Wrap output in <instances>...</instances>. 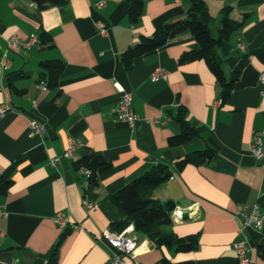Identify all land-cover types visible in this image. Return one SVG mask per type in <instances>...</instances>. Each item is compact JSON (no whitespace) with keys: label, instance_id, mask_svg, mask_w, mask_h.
<instances>
[{"label":"crops","instance_id":"1","mask_svg":"<svg viewBox=\"0 0 264 264\" xmlns=\"http://www.w3.org/2000/svg\"><path fill=\"white\" fill-rule=\"evenodd\" d=\"M205 4L209 31L223 9L241 23L213 52L226 79L244 61L224 103L204 61L179 63L183 52L199 47L184 26L175 28L162 48L134 59L130 69L121 62L122 52L140 37L183 20L189 0H146L135 26L127 19L124 0H67L45 10L30 0H0V59L11 35L26 40L45 33L50 38L26 51L6 52L10 67L0 71V105L10 106L0 116V174L14 166L12 186L0 198V264H47L54 252L56 264H109V247L99 238L120 220L110 196L157 164L166 165L173 176L149 197L162 206L171 201L188 214L181 221L171 212L170 224L161 230L195 241L196 247L187 253L156 248L133 231L139 248L124 258L125 264H158L163 257L171 263L239 264L232 249L241 238L238 208L257 204L264 213V156L255 160L249 147L259 134L264 151V86L259 82L264 0ZM96 22L104 23L107 36L97 33ZM48 60H60L63 70L56 88L42 90L41 63ZM156 68L166 72L165 80L151 81ZM118 88L131 95L137 117L132 128L116 117ZM179 109L200 137L169 147L168 138L180 131L173 118ZM30 120L44 127L42 135L29 133ZM68 138L83 143L79 159L91 152L105 159L96 170V184L68 160L50 164L62 155ZM205 148L213 151L210 161L173 171L178 159ZM85 200L95 206L93 212ZM56 213L75 228L64 234L53 223ZM243 234L252 264H264V223Z\"/></svg>","mask_w":264,"mask_h":264},{"label":"trees","instance_id":"2","mask_svg":"<svg viewBox=\"0 0 264 264\" xmlns=\"http://www.w3.org/2000/svg\"><path fill=\"white\" fill-rule=\"evenodd\" d=\"M38 9L45 10L49 7H61L67 0H30ZM146 0H124L127 4L126 16L129 23L135 26L142 15L143 5ZM190 6L186 12V17L178 22L165 24L153 32L149 37H140L138 41L128 46L121 54V62L126 69H130L134 59L152 53L167 44L171 32L178 26L186 27L193 40L198 44V49L185 51L179 58V63H189L202 60L206 63L209 71L215 77L220 87V99L226 102L237 81L238 72L242 68L244 61H241L235 68L233 75L226 79L220 67V60L213 52L222 47L229 39L230 35L238 30L241 23L229 18L227 9L221 11V18L217 29V35L213 38L207 24V9L205 0H189ZM40 45L50 42L47 34L42 33L39 37ZM42 82L48 89L56 88L59 76L63 70V63L60 60H48L41 63ZM12 80L13 78H9ZM180 125L178 134L168 138V146L174 147L191 143L200 137V130L191 126L186 120V111L179 109L173 116ZM213 151L210 148L190 152L178 159L173 164V171L179 172L186 165H199L210 161ZM79 165H83L91 170L88 181L96 184V170L105 165V159L98 154L89 153L78 160ZM77 167V164L75 165ZM14 166L0 174V198L4 197L12 186V170ZM173 176V172L163 164H157L149 171L139 175L116 193L110 196V201L117 207L120 213V220L113 228L112 232H119L128 225H132L133 231L140 233L148 243L156 248L165 247L176 253H187L196 247L195 241H186L172 233H165L162 226L171 222L170 213L165 206L155 203L149 193L153 189L166 183ZM70 229L63 230L65 234ZM47 264H56L55 252L51 254ZM158 264H196L194 261H183L171 263L166 258H161Z\"/></svg>","mask_w":264,"mask_h":264},{"label":"built area","instance_id":"3","mask_svg":"<svg viewBox=\"0 0 264 264\" xmlns=\"http://www.w3.org/2000/svg\"><path fill=\"white\" fill-rule=\"evenodd\" d=\"M102 5H103L102 3H99L98 7H101ZM95 27L97 33L100 36L103 37L107 36L108 33L104 23L96 22ZM38 45H40L39 38L34 35H31L26 40H21L14 35H11L8 38H6L5 52L0 59V71L5 72L10 67V61L6 55V52L26 51ZM238 47L241 51H243L242 44H239ZM165 79H166V72L161 68H156L151 75V81H159ZM259 82L262 86H264V71L261 72L259 75ZM40 85L42 90L46 89L43 83H41ZM118 90L121 94V97L115 110L116 117L120 122H123L132 128L137 120V117L131 109V95L122 89L118 88ZM217 104L218 103H214V106H216ZM9 110H10V106L7 103L1 104L0 116L5 114ZM27 127L29 133L32 135H42L44 132V127L34 120H30L28 122ZM249 147H250L251 155L255 158V160L260 161L264 156V151H263L261 136L259 134H255L253 136ZM83 148L84 146L82 142L74 138H68L66 148L63 151L62 155L59 158L51 159L50 164L54 166L60 159L68 160L75 165L77 164L76 167L77 173L88 180V178L91 176V170L83 165L78 164L79 158L77 157V153ZM84 205L86 206L89 212H93L95 210V206L86 200L84 201ZM238 213L242 218L241 227L239 231L241 234V238L232 244V249L239 264H252V259L248 255L250 251L248 239L247 236L243 234V231L249 227L262 229L264 223V213L260 212L259 206L257 204H254L249 208H244V207L238 208ZM171 214H172V218L180 220L183 212L182 210L175 208ZM53 223L61 230H65V229L71 230L75 228V226H72L69 223L68 218L62 213H56L54 215ZM132 233H133L132 225L126 226L124 229H122L119 232H111L105 230L101 233L99 239L105 242L110 250L109 264H125L124 258L126 256H132L135 253V251L139 248V244H137L136 238L132 236Z\"/></svg>","mask_w":264,"mask_h":264},{"label":"water","instance_id":"4","mask_svg":"<svg viewBox=\"0 0 264 264\" xmlns=\"http://www.w3.org/2000/svg\"><path fill=\"white\" fill-rule=\"evenodd\" d=\"M165 207H166L167 211L172 212L175 209V204L172 203L171 201H168L165 203ZM187 219H188V214L185 212L182 214L180 220L185 221Z\"/></svg>","mask_w":264,"mask_h":264},{"label":"rangeland","instance_id":"5","mask_svg":"<svg viewBox=\"0 0 264 264\" xmlns=\"http://www.w3.org/2000/svg\"><path fill=\"white\" fill-rule=\"evenodd\" d=\"M220 20V19H219ZM219 20L216 22H213L210 26V34L213 38L216 37V33H217V28L219 26Z\"/></svg>","mask_w":264,"mask_h":264}]
</instances>
